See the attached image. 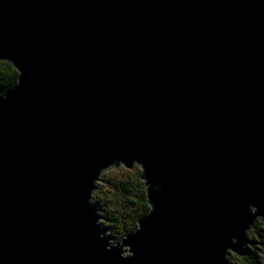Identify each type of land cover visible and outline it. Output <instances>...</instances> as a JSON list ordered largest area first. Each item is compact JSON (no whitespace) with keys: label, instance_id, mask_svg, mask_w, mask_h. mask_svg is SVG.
Masks as SVG:
<instances>
[{"label":"water","instance_id":"obj_1","mask_svg":"<svg viewBox=\"0 0 264 264\" xmlns=\"http://www.w3.org/2000/svg\"><path fill=\"white\" fill-rule=\"evenodd\" d=\"M0 57L19 72L0 98V264L248 254L264 222V0H0ZM135 164L149 211L114 244L94 190Z\"/></svg>","mask_w":264,"mask_h":264},{"label":"trees","instance_id":"obj_2","mask_svg":"<svg viewBox=\"0 0 264 264\" xmlns=\"http://www.w3.org/2000/svg\"><path fill=\"white\" fill-rule=\"evenodd\" d=\"M19 72L13 67L10 62L0 61V91L5 90L8 92L18 83ZM109 172H104L103 177ZM136 178L133 179L135 187V193L125 183L117 185L116 189L110 187V193L103 192L107 196L109 201V209H106L104 199L98 194H93V200L99 206L101 215L104 216L102 221L107 227L110 228V234L114 238L115 242H121L122 239L131 231L138 227V220L149 211V205L147 203V194L145 183L141 180V170L136 172ZM112 188V189H111ZM102 199V200H101ZM128 207H132L128 211ZM259 225H264V222L259 221ZM251 242L253 238L250 237ZM253 248L252 244L248 245V254L246 256H240L241 264H253ZM238 254L230 252L228 254V263L233 264L232 259Z\"/></svg>","mask_w":264,"mask_h":264},{"label":"rangeland","instance_id":"obj_3","mask_svg":"<svg viewBox=\"0 0 264 264\" xmlns=\"http://www.w3.org/2000/svg\"><path fill=\"white\" fill-rule=\"evenodd\" d=\"M139 170H141V168L136 164L134 166H132V168H128V167H125L122 165L119 168H112V169L108 170L107 172H109V173H107L104 177H103V175L101 176L102 179L98 181V187H97V189L94 190V193L98 194L102 199H104L106 209L110 210L108 208L109 207L108 206L109 201L107 200V196H105L103 192L107 191L108 193H110L109 192L110 187H113L114 189H116L117 185H122L123 183H125V185L128 184V186L130 188H132L133 193H135V190H134L135 188H133V187H135L133 184V179L136 178L135 174ZM104 172H106V171H104ZM128 208H129L128 211H130L132 207H128ZM100 212H101V210H100ZM103 218H104V216H103ZM104 219H101V220L103 221ZM259 221H261L260 218L257 219L255 226L251 227L248 231V235H250V237L253 238V242H250L252 244V248L254 251L253 258H252L254 260L253 264H264V225H259L258 224ZM110 231L111 230L109 228V233H110ZM112 242L114 244L119 243V242H115L113 237H112ZM232 262H233V264H241L240 256L236 255L232 259Z\"/></svg>","mask_w":264,"mask_h":264},{"label":"clouds","instance_id":"obj_4","mask_svg":"<svg viewBox=\"0 0 264 264\" xmlns=\"http://www.w3.org/2000/svg\"><path fill=\"white\" fill-rule=\"evenodd\" d=\"M3 60H6L5 58L3 57H0V61H3ZM22 75H20V78H21ZM19 83H20V79H19ZM19 85V84H18ZM8 95V92H5V90L3 89V91H0V98H6ZM158 184V183H157ZM89 203H92V200L90 199L89 200ZM252 205H249V208L251 207ZM108 248L111 249V248H116L119 250L120 252V255H121V258H130V257H133L134 256V253L132 252V250L130 249V247L128 246L127 248H119V247H115L114 245L110 244L108 242ZM229 249V248H228ZM227 249V251H228Z\"/></svg>","mask_w":264,"mask_h":264}]
</instances>
